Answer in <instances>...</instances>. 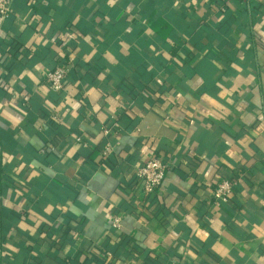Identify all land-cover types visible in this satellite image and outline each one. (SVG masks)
<instances>
[{"label": "crops", "instance_id": "obj_1", "mask_svg": "<svg viewBox=\"0 0 264 264\" xmlns=\"http://www.w3.org/2000/svg\"><path fill=\"white\" fill-rule=\"evenodd\" d=\"M10 4L0 264H102L103 251L127 264H264V0ZM67 53L52 91L46 75ZM151 156L167 168L146 196L134 173ZM229 177V200L213 201Z\"/></svg>", "mask_w": 264, "mask_h": 264}, {"label": "built area", "instance_id": "obj_2", "mask_svg": "<svg viewBox=\"0 0 264 264\" xmlns=\"http://www.w3.org/2000/svg\"><path fill=\"white\" fill-rule=\"evenodd\" d=\"M241 1L247 2L249 0ZM10 3L11 0H0V26L10 10ZM73 61L74 57L72 55H68L67 53L66 61L56 65L47 73L46 82L52 91L56 92L62 89L66 73ZM110 132L111 130H109V128H103L102 130L103 136H108ZM76 140L81 142V137L79 135L76 136ZM109 152L110 147L107 145L103 149L102 155L107 157ZM105 165L106 164L104 163L103 167H105ZM166 168L167 163L165 161L158 156H151L147 158L138 169H136L134 176L141 187V192H143L144 195L153 196L156 194V191L164 181ZM235 184L236 179L234 177L217 179L214 182V188L212 190L213 201L217 203L228 201ZM122 217L123 212L117 211L112 213V217L109 222L110 231L114 233L120 232ZM99 257L103 262L102 264H127L126 262L116 258L114 254L107 251L101 252Z\"/></svg>", "mask_w": 264, "mask_h": 264}, {"label": "trees", "instance_id": "obj_3", "mask_svg": "<svg viewBox=\"0 0 264 264\" xmlns=\"http://www.w3.org/2000/svg\"><path fill=\"white\" fill-rule=\"evenodd\" d=\"M107 159H108V156H107V157H104V156L102 155V158H101V160H100L99 163H101V164L107 163Z\"/></svg>", "mask_w": 264, "mask_h": 264}]
</instances>
